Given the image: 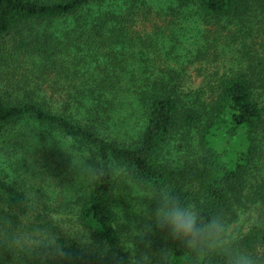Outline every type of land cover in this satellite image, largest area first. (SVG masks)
<instances>
[{"label":"trees","instance_id":"1","mask_svg":"<svg viewBox=\"0 0 264 264\" xmlns=\"http://www.w3.org/2000/svg\"><path fill=\"white\" fill-rule=\"evenodd\" d=\"M174 1L236 54L149 65L136 39L168 12L146 0H0V264H131L134 248L226 264L155 227L162 186L205 216L248 212L240 246L264 252V0ZM71 154L105 174L77 182Z\"/></svg>","mask_w":264,"mask_h":264},{"label":"clouds","instance_id":"2","mask_svg":"<svg viewBox=\"0 0 264 264\" xmlns=\"http://www.w3.org/2000/svg\"><path fill=\"white\" fill-rule=\"evenodd\" d=\"M71 157L77 182L94 183L105 174L98 160L100 167L87 163L91 156L78 158L71 154ZM147 198L157 205L154 216L149 219L156 228L167 230L168 237L178 242L179 247L195 253L197 257L222 256L226 264H264V252L249 251L239 243V226L247 220L248 213H239L234 220L222 211L205 216L194 204L184 201L166 186L153 190ZM151 231L152 225H145L143 232L136 231L135 236L143 237ZM49 245L55 249L56 255L64 254L56 238L53 237ZM146 246L150 247V242ZM131 252V264H152L149 254L142 252L137 258L135 248ZM171 253V249L163 250L159 264H168Z\"/></svg>","mask_w":264,"mask_h":264},{"label":"rangeland","instance_id":"3","mask_svg":"<svg viewBox=\"0 0 264 264\" xmlns=\"http://www.w3.org/2000/svg\"><path fill=\"white\" fill-rule=\"evenodd\" d=\"M146 1L152 4L154 11L152 14L158 12L164 16L165 12H168L166 20L157 19L158 24L161 25L160 29L152 24L144 26L145 33L142 32V36L136 39L137 48L144 52L143 58L149 65H160L163 69L167 68L166 66L178 69L186 60L193 58L196 49L203 43L207 47L208 60L211 63L229 61L230 57L236 54L233 45H224L219 41L218 46H212L210 41H204L205 36L211 38L215 33L212 29L206 31L208 27L204 23L203 14L197 13L194 5L179 7L175 1L172 3L171 0ZM168 4L176 7L174 15L169 13ZM224 32H221V38L225 35ZM217 52L220 54L216 56ZM135 59H138L137 56ZM197 64L198 61L193 62L190 68Z\"/></svg>","mask_w":264,"mask_h":264}]
</instances>
